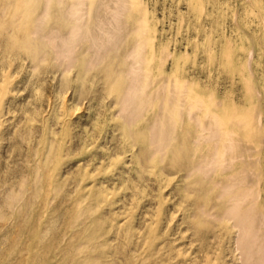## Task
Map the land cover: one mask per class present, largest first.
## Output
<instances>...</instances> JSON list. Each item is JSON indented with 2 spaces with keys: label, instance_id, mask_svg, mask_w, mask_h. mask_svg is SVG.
<instances>
[{
  "label": "rangeland",
  "instance_id": "obj_1",
  "mask_svg": "<svg viewBox=\"0 0 264 264\" xmlns=\"http://www.w3.org/2000/svg\"><path fill=\"white\" fill-rule=\"evenodd\" d=\"M0 264H264V0H0Z\"/></svg>",
  "mask_w": 264,
  "mask_h": 264
},
{
  "label": "bare ground",
  "instance_id": "obj_2",
  "mask_svg": "<svg viewBox=\"0 0 264 264\" xmlns=\"http://www.w3.org/2000/svg\"><path fill=\"white\" fill-rule=\"evenodd\" d=\"M116 4H117V3H116ZM118 6H119V5H118ZM79 7H80V6H79ZM79 7H78V8H79ZM76 9H77V8H76ZM78 10H79V9H78ZM80 13H81V12H80ZM82 13H83V12H82ZM74 15H75V13H74ZM77 15L79 16V14H77ZM118 15H119V14H118ZM71 17H75V16H71ZM76 17H77V16H76ZM77 19H78V18H77ZM117 28H118V26H117ZM134 72H135V71H134ZM134 72H132V73H134ZM133 79H134V78H133ZM136 79H137V78H136ZM131 81H133V80H131ZM130 86H131V85H130ZM131 87H134V86H131ZM139 88H140V87H139ZM140 89H141V88H140ZM128 91H129V90H128ZM128 91H127V92H128ZM129 92H131V91H129ZM132 92H133V91H132ZM137 92H138V91H137ZM135 93H136V92H135ZM128 95H129V93H128ZM131 95H132V93H131ZM126 96H127V95H126ZM127 97H128V96H127ZM132 97H133V96H130V97H129V99H128L129 102L132 101V100L134 99V97H133V99H132ZM135 100H136V99H135ZM133 101H134V100H133ZM126 106H127V105H126ZM130 107H132V106H130ZM121 108H122V107H121ZM134 111H135V110H134ZM226 195H227V194H226ZM241 197H242V196H241ZM238 198H239V197H238ZM237 201H239V200H237ZM240 201H241V200H240ZM235 206H236V205H235ZM235 208H237V206H236ZM235 208L232 209V211H233V210L235 211ZM234 211H233L232 215L235 213ZM239 211H240V210H239ZM248 211H249V210H248ZM237 212H238V211H237ZM240 212H241V211H240ZM245 212H246V211H245ZM226 213H227V212H226ZM230 214H231V213H230ZM235 214H237V213H235ZM237 215H238V214H237ZM237 215H235V216L237 217ZM247 215H248V214H247ZM235 216H233V217L235 218ZM228 217H229V216H228ZM230 217H231V215H230ZM247 219H248V218H247ZM248 221H249V219L247 220V222H248ZM250 221H251V219H250ZM237 222H238V221H237ZM240 223H241V222H240ZM248 224H249V223H248ZM245 225H246V223H245ZM240 227H241V226H240ZM249 228H250V227H249ZM248 232H249V231H248ZM241 239H242V238H241ZM249 242H250V241H249ZM238 243H239V242H238Z\"/></svg>",
  "mask_w": 264,
  "mask_h": 264
}]
</instances>
